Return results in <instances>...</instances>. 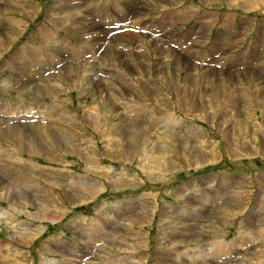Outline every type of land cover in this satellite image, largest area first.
<instances>
[{"label": "rangeland", "instance_id": "rangeland-1", "mask_svg": "<svg viewBox=\"0 0 264 264\" xmlns=\"http://www.w3.org/2000/svg\"><path fill=\"white\" fill-rule=\"evenodd\" d=\"M9 20L19 21L22 31L8 28ZM31 51L38 55L35 73L16 71L11 59L25 69L22 60H30ZM26 110L23 120L33 127L57 122V111L78 121L79 135L91 140L79 149L92 162L88 167L59 148L64 164L41 156H24V163L42 171L67 169L98 184L105 182L92 167L102 166L134 182L105 183L91 199L70 203L54 193L62 202L42 209L52 211L44 218L33 205L43 206L42 195L28 184L24 199L21 191L15 195L24 204L14 206L18 230L0 223V241L8 243L16 230L10 245L22 252L19 259L27 256L6 264H264V0H0V124ZM87 117L96 126L83 124ZM126 124L140 126L151 135L149 151L163 152L180 167L147 179L137 153L131 161L122 157L118 131ZM206 144L213 155L197 163L194 153L202 156ZM114 147L119 159L101 156L112 155ZM11 202L0 200V212L11 210ZM139 203L152 213L138 226L112 217L119 212L128 217L124 222L132 220L133 211L141 213ZM37 228L41 234L26 236ZM168 233L186 242L168 240ZM144 241L129 255L126 245ZM210 244L207 258L188 257Z\"/></svg>", "mask_w": 264, "mask_h": 264}, {"label": "bare ground", "instance_id": "bare-ground-1", "mask_svg": "<svg viewBox=\"0 0 264 264\" xmlns=\"http://www.w3.org/2000/svg\"><path fill=\"white\" fill-rule=\"evenodd\" d=\"M9 2L12 3V0H9ZM20 14H23V13H20ZM21 25L22 24H20V22L17 20H9L8 21V28H11V29L20 28L17 31H22ZM12 32L13 31L8 33V35L9 34L11 35ZM45 34H47V33H45ZM56 53L57 52H55V54ZM38 54H40V51H38ZM56 56L59 57L57 54H56ZM30 57H31L30 60H27V58H26V60L25 59L22 60V64H24L26 66L25 69H21L22 67L19 68L17 58H15V61L13 59H11V63L14 66V69L20 73H25L26 75L35 73L34 69H36V67L38 66V63H36L38 55H37V53L34 54V51H31ZM39 59H41V58H39ZM45 61H47V58H45ZM39 71L36 72V73H38L36 75H39V73H40ZM61 76L63 77L64 75L62 74ZM58 77H60V76H58ZM63 78H65V77H63ZM66 78H68V77H66ZM167 78L164 76V79H167ZM39 90L40 89H38V86H37L36 92L41 93L42 91L41 90L39 91ZM30 109H32V108H30ZM14 111L15 112L18 111L17 113L21 112L17 109H15ZM27 112H28L27 110L22 112V116L24 118L23 117L19 118V119L17 118L15 121L10 118V119H7L8 121L4 122L3 124L2 123L0 124V146H2L3 150H4L3 153L0 155V200H6L7 202H11L12 198H18L15 195L19 191L22 192L20 195L21 199H24V195H25L24 192L26 191V186L29 184V185L33 186L30 188L29 191L32 190L31 192H33L35 194H37L36 192H39L40 196L42 195L41 196L42 197L41 202H42L43 206H41V204L37 203V202H34L33 205L35 206V209L38 211L36 213V215L38 216L42 212L41 216L43 215L42 218H44V216H46L48 213H51L52 211L51 210H47V211L43 210L44 211L43 212L42 209H44L45 207H47L48 209H49V207L51 208V205H53L55 203L56 199L58 200V197L56 198L54 193L57 194V196L65 198V200H67L66 202L70 203L71 199H73V200L74 199H79V200L91 199L92 197H94V195H97L101 191H104L106 189L105 183L110 184V186L120 187V186L130 185L131 182H134V179L130 180L131 179L130 177L123 175L125 173H121L120 175L114 174V171H112L110 168L108 169L107 167L104 168L102 166L96 167V166L92 165L93 166L92 172L97 173L100 176H102L103 180L105 182V183L98 184V183H94L95 180L90 179L87 175L73 176L72 174L69 173L70 170H67V169H65V170H67V171H65L63 169L55 170L53 168L45 167L44 171H42L38 168H33L32 167V163H33L32 161L25 160L28 162V165H27L26 163H24V159L22 158L24 156H32V157L41 156L44 159L48 160L49 162H53V163L60 162L61 164L62 163L64 164L63 161H60L57 158V155L55 153L56 150H58L59 148H66L71 154H78L83 159L84 162L87 161L86 166H88V167H91L90 164L92 162V159H90L89 157L82 156L81 149L83 150V148L90 146L91 140H90V138H87V137H86V139H84V137L82 138V136L79 135L80 131H77V129H76L78 126V123H79L78 121L70 120L71 118L69 120H66V118H68V116H65L63 114V112L61 113V112L57 111L56 114L54 113V115H55L54 119L58 118L57 122L53 121V123H50L48 121H44L45 123L41 122L40 127L38 125L33 127L31 125L32 123L27 124L23 120V119H26V115L28 114ZM29 114H30V112H29ZM54 115H52L51 118ZM34 116H37V115L35 114ZM52 120H53V118H52ZM86 120L87 121H85V123H83V124L87 123L88 125H91V127L96 126V120L94 118H93L94 121H90V119H88V117ZM49 121H51V120H49ZM127 124H128V122H127ZM127 124H126V128H122V126H121L119 131H118V132H120L122 137L124 136L123 140L121 139L122 141H120L121 142L119 144L120 146L119 145L118 146L119 147L122 146L121 149L125 151L124 154L122 155L124 160L131 161L130 159L134 158V156H132L131 154L137 153L138 157H136V158H138V162H143L142 166L146 165V167L142 168V170L145 173L147 179L152 180V181L157 180V176H156L157 171L161 172L164 175V174H166V172H168V171L171 172V170H174L175 168L180 167L179 166L180 163L178 161L172 159V157H169V156L166 157L163 154V152L160 151L161 152L160 156H162V157H160V156H158L159 153L156 154V152L154 153V152H152V150L149 151V147H147V143L149 141H151V138H150L151 135H147V134H145V131L144 132L141 131L140 126H134V125L133 126L132 125L127 126ZM129 124H130V122H129ZM53 125H54V129L51 128ZM66 129H69L68 131L72 133V136H67V134L65 133ZM178 129H180V128L178 127ZM182 131H184L183 133H189V135H193V133L197 134L196 131L191 132L190 129H185ZM147 133H150V131H148ZM193 136H196V135H193ZM129 137L132 138V140H130V142L129 141L126 142V139L127 140L130 139ZM196 137H198V135ZM199 139H200V136H199L198 140ZM134 140H136V141H134ZM138 140H141L142 144H143L140 148L135 143V142H138ZM170 140L172 141V139H170ZM170 140H168V141H170ZM107 142H108V140H107ZM204 142H205V140H204ZM112 143H113V141H112ZM112 143H111V146H112ZM118 143L119 142H117V144ZM78 144L83 145L81 149H79V147L81 145L79 146ZM163 146H165V145L163 144ZM37 147L39 148V150L36 149ZM136 148H139V149L136 150ZM146 148H148V150ZM86 149H88V147ZM108 151L101 154V156H107V157H111V158L115 157L117 159L120 158V157H118L120 152L117 154V148L114 149V153L112 152V155H111V153L109 155ZM7 152L10 156L7 154ZM83 152H85V149ZM201 152H203L202 156L200 154H197L196 152L194 153L195 155L198 156V157H196L197 163H201L203 161V156L213 155V149L210 148L207 144H206V146L201 147ZM168 154H166V155H168ZM215 154H217V153L215 152ZM98 166H99V164H98ZM53 171H55V172H53ZM67 175L71 176V177H66ZM78 175H80V174H78ZM62 178L64 180H65V178H69V180H72L74 182H71L68 184V182H64V180L61 181L60 179H62ZM34 181H38L39 183H41V185L36 186L38 184V182H34ZM45 184H46V186H45ZM11 204L13 205V206H11L12 207L11 210H9V211L4 210V211L0 212V223H3V225H6L7 227L16 228L18 230V226L16 225L15 220H14V216L16 215L14 212L15 211L17 212V210L14 208V206H15V204H19V206L23 207L24 204L19 202V198L17 201L11 202L10 205ZM138 205H139V209L141 210L140 211L141 213L137 214L136 213L137 211H133L131 216L129 217V218H132V220H127L126 222H124L125 219L128 217H125V216L121 217L122 215L119 212L113 213L112 217L118 218L117 220L120 221L118 224H120V223L127 224V225H125V227H129L133 224L138 226L139 224L142 223L139 218L143 214H147V215L151 216V213H152V210H150V209L148 210V208L141 209L142 206H140V205H143V204L139 203ZM55 206H56V204L54 205V207ZM60 207H62V206H60ZM164 210H166V209H162V215L161 216H165V215H163V214H165ZM46 219H48V218L46 217ZM46 219H44V220H46ZM51 221H53V220H51ZM75 225H76V227L78 226L77 224H75ZM170 227L172 228V226H170ZM182 227H183L182 228L183 231H185V232H188L191 230V229L188 230L187 228H185L184 224ZM25 228L28 229L30 227L28 224H25L24 229ZM78 228L82 231L85 230L83 228V226L78 227ZM84 232H86V231H84ZM28 233H29V235L31 234L32 237H34L38 234H41V229L37 228V231H32V232L28 230L25 232L26 236H28ZM15 234H16V230H12L11 234L9 235V238H8V241H9L8 243H2L0 241V252L5 251V253H6V254L0 256V263L1 264H6L7 262L10 261V259L14 261L13 263H16V262L19 263V262H22L27 256V254H25V258H22V259L20 258L21 259V261H20L19 257L22 256V252H20L16 248H14L15 246L12 247L10 245V242L12 243L14 238L16 237ZM86 235H89V233L87 232ZM190 235H192V234H189V237H190ZM166 236H167L166 238L168 240H171V241L182 239L183 243L186 242V240H184V238L186 236L183 237L184 235L175 236V235H171L168 233V235H166ZM142 239H144V238H142ZM29 240H30V238H29ZM187 240H188V238H187ZM145 243H146V241L141 242V245H139L137 247L132 246V245H128V246L126 245L125 248H126V250L130 251L129 255H134L136 253L135 252L136 248L143 247L145 245ZM213 248H214L213 244H210V245L205 247L203 252H202V250L196 251V255H193V253L190 252L188 257L191 259H194V258H202L203 254L205 255V257L207 255L209 256V254L211 253ZM87 252H88V250H86V254H87ZM105 256L107 258L111 257V255L109 253H106ZM23 257H24V255H23ZM43 260H44V258H43ZM104 260H106V258H104ZM138 260H142V258L141 259L138 258ZM157 260H158V257H156L154 259L155 262ZM197 262H198V260H197ZM98 263H101V262H98ZM104 263H106V261ZM136 263L137 262H135V261H131V262H128L127 264H136ZM43 264H55V263H54V261L45 259L43 261ZM87 264H97V263L88 262Z\"/></svg>", "mask_w": 264, "mask_h": 264}]
</instances>
